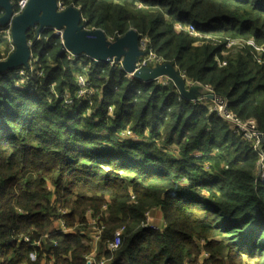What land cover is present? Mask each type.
I'll list each match as a JSON object with an SVG mask.
<instances>
[{"label":"trees","instance_id":"obj_1","mask_svg":"<svg viewBox=\"0 0 264 264\" xmlns=\"http://www.w3.org/2000/svg\"><path fill=\"white\" fill-rule=\"evenodd\" d=\"M59 1L79 9L85 29L147 36L165 62L264 134V53L226 46L252 39L264 49V0ZM39 34L28 66L0 72V264H42L44 252L55 264H197L203 251V264H264V179L252 145L172 84L129 78L85 56L69 61L53 29ZM26 35L33 40L35 31ZM10 52L0 30V60ZM77 72L96 91L66 105ZM125 129L141 140L122 137ZM153 209L165 222L159 230L143 226ZM88 210L105 226L92 259ZM58 218L70 232L56 231ZM119 229L112 254L106 242Z\"/></svg>","mask_w":264,"mask_h":264},{"label":"water","instance_id":"obj_2","mask_svg":"<svg viewBox=\"0 0 264 264\" xmlns=\"http://www.w3.org/2000/svg\"><path fill=\"white\" fill-rule=\"evenodd\" d=\"M11 2L12 0H0V8L3 9L0 24L6 25L11 21V41L14 45V50L0 60V72L28 66L32 46L28 44L26 34L32 26L38 24V32L43 28L61 31L60 54L69 50L74 55H86L96 62H109L113 59L121 62L123 71L132 73L133 77L144 82L167 76L179 95L186 100H194L199 96L215 100V95L203 91L200 84L187 88L185 80L169 62L136 69L137 58L142 52L138 48L139 34L134 29L109 41L102 29L88 30L80 25L79 9L70 6L58 11V0H28L24 9L12 18Z\"/></svg>","mask_w":264,"mask_h":264},{"label":"built area","instance_id":"obj_3","mask_svg":"<svg viewBox=\"0 0 264 264\" xmlns=\"http://www.w3.org/2000/svg\"><path fill=\"white\" fill-rule=\"evenodd\" d=\"M28 0H12V6L13 4H15L16 8L13 9V14L11 16V18L17 14H19L24 7L26 6ZM66 7L58 0V11H62L64 10ZM78 9V8H77ZM177 28H180L179 25H177ZM30 29H32L33 31H35V35H34V39H27L28 44H30L31 46H33V44L38 41L40 39V34L38 32V24H35L34 26H32ZM37 29V32H36ZM0 30L3 31L4 35L7 36V38L10 41V49L11 52L14 50V45L11 41V21H9L8 24L6 25H1L0 24ZM187 33L191 36H196V37H200V34H198L194 28L192 26H188L186 29ZM53 33L59 37L61 44H62V39H61V31H57V30H53ZM107 37V36H106ZM107 39L109 41H113L114 39L112 37H107ZM243 43L251 46L253 49H255L257 52H263L264 53V49L263 47L257 46L252 39H248L246 41H241V40H237V39H228L226 46L230 47L232 45H242ZM138 48L139 50L142 52L141 56H139L137 58L136 61V69L139 68H144V67H154L157 65H160L162 63H165V60L162 56L158 55L150 46H149V38L147 36L141 37L139 39V43H138ZM10 52V53H11ZM64 53L66 55V58L69 61H73V60H77L80 57H88L86 55H74L71 51L69 50H64ZM31 57H32V53H31ZM30 57V59H31ZM89 59L95 61V59L88 57ZM5 59V58H3ZM1 59V60H3ZM29 59V62H30ZM217 59V58H216ZM257 61L261 62V58L257 57ZM110 64H117L121 69H122V65L121 62H116L113 59L109 61ZM224 63H220L219 65H222ZM29 65V63H28ZM89 68V66L84 67V69ZM123 70V69H122ZM5 71H3L4 73ZM178 74L185 80L186 86L187 88H189L190 86L194 85V84H199L196 82L191 81L190 79L187 78V76L183 73V72H178ZM126 75L130 78L133 77L132 73H126ZM15 76H18L16 79L17 81L23 80V78L25 77V71L23 69H18L17 71H15ZM75 83L78 86V89L75 93V96L72 97L69 93H66L64 95V102L66 105H72L74 103V100H79L80 102L86 100L89 98V96L95 92L96 90H94L87 79L86 73L85 72H77L75 73V78H74ZM156 82L159 85L162 86H168L170 84H172V81L167 77V76H162L159 79L156 80ZM203 91L206 92H212L211 88L209 87H203ZM215 100H210L208 98L199 96L194 100H191L192 102H206L209 104V109L210 111H217L218 114L226 121L228 122V124L230 125V128L238 135H241L243 139H245L246 141H248L252 147L257 151L258 155H259V162H258V166H259V171H264V150H262V144L264 143V134L257 131L256 127H255V121L252 119L249 120H241L239 118H237L231 111H229L227 109V101L224 97L215 94ZM181 97V96H180ZM214 101V102H213ZM215 103V107L212 108L211 105H213ZM211 104V105H210ZM217 105H219V107H217ZM112 112V108L109 107V113L111 114ZM120 135L122 137H129V138H137V136H135L133 134V132L129 129H125L124 131H122L120 133ZM260 176L262 179H264V174L260 173ZM103 209H105V206H103ZM58 212L59 214H66L68 211L66 209H63L61 207L58 208ZM150 213L151 211H148L146 213V217H145V221L143 223L144 227L150 228V229H154V230H159L161 229L165 222L162 218L161 222L159 224H153L150 221ZM86 218V227H87V232L89 234L90 237V244H91V251L88 255L89 259H92L94 257V255L97 252L98 249V242L101 240V236H102V232L104 230V224L101 223L100 221V214L99 215H95L94 212L92 210H88L86 212L85 215ZM58 222V227L56 229V231L59 232H70L71 229L67 228L64 225V222L62 221V219L58 218L57 220ZM121 229L117 230L113 236L112 239L108 240L106 242V246L107 249L113 254L114 251H116L118 249V247L120 246L121 243ZM45 238H48L49 235L46 234L44 236ZM22 241L34 246H40V241H31L29 236L27 235H23L22 237ZM44 259L42 261V264H55L54 261V257L52 253H48V252H44ZM37 256V252L36 250H34L33 252L30 253V257L31 259H36ZM208 258V253L203 251L202 254L200 255V260H199V264H203V261L206 260ZM109 260V259H108ZM107 259H101L97 264H106ZM189 264V263H188ZM244 264H250V263H244Z\"/></svg>","mask_w":264,"mask_h":264},{"label":"rangeland","instance_id":"obj_4","mask_svg":"<svg viewBox=\"0 0 264 264\" xmlns=\"http://www.w3.org/2000/svg\"><path fill=\"white\" fill-rule=\"evenodd\" d=\"M176 28L178 27L177 25L175 26ZM254 42V41H253ZM255 43V42H254ZM256 44V43H255ZM257 45V44H256ZM258 46V45H257ZM261 53H263V52H258V54L260 55ZM83 57H80V58H78V60H83L82 59ZM25 76H26V72H25ZM206 92V91H205ZM214 102V101H213ZM211 105V104H210ZM216 105H215V103L213 104V105H211V107L212 108H214ZM217 107H219V105H217ZM138 138V140L141 138V137H137ZM137 138H134V139H137ZM141 140V139H140ZM260 172V171H259ZM261 174L263 173L264 174V171H261L260 172ZM160 215H161V213L159 212V211H154V210H152V213H150V221L153 223V224H159L160 222H161V220H160ZM55 226L56 227H58L59 225H56L55 224ZM244 263H246V261L244 262ZM197 264H199V260L197 261Z\"/></svg>","mask_w":264,"mask_h":264},{"label":"crops","instance_id":"obj_5","mask_svg":"<svg viewBox=\"0 0 264 264\" xmlns=\"http://www.w3.org/2000/svg\"><path fill=\"white\" fill-rule=\"evenodd\" d=\"M154 211L156 210V211H159L160 213H161V211L159 210V209H153ZM151 213H152V211H151ZM160 220H162V218H163V216H162V213H161V215H160ZM56 225H58V222L57 223H55Z\"/></svg>","mask_w":264,"mask_h":264}]
</instances>
